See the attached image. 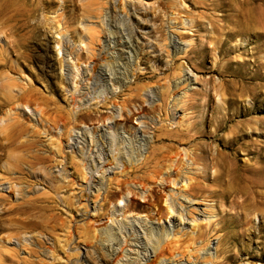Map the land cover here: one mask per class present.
<instances>
[{"label": "rangeland", "instance_id": "rangeland-1", "mask_svg": "<svg viewBox=\"0 0 264 264\" xmlns=\"http://www.w3.org/2000/svg\"><path fill=\"white\" fill-rule=\"evenodd\" d=\"M7 1L0 0V65H6L0 68V97L10 92L1 71L13 64L19 70L9 73L19 84L13 92L23 93L24 101L0 111V126L9 120L3 114L16 110L29 125L24 136L35 141L33 150L51 158L33 168L23 163L28 178L12 170L0 180V223L23 190L51 207L36 214L41 228H20L11 239L0 232V264H264V31L233 25L241 0H105L99 16L86 13V0H23L15 13ZM253 2L264 8V0ZM120 37L138 40L139 52L120 54ZM174 41L182 45L178 55L166 50ZM186 72L192 85L179 84ZM106 75L123 81L106 84ZM69 111L74 113L67 121ZM163 122L179 134L187 128L194 133L164 146L187 159L181 176L173 167L166 170L177 183L157 180L149 190L129 177L128 189L116 184L113 177L125 178L119 171L140 163L151 145H163L155 136ZM32 130L39 134L30 137ZM139 134L153 143L141 144ZM188 148L202 157L191 161ZM219 153L237 167L242 190L218 171ZM194 169L201 172L185 201L182 184L189 180L183 173ZM22 175L23 182L12 180ZM119 190L120 200H104ZM168 241L176 242L173 252Z\"/></svg>", "mask_w": 264, "mask_h": 264}, {"label": "bare ground", "instance_id": "bare-ground-1", "mask_svg": "<svg viewBox=\"0 0 264 264\" xmlns=\"http://www.w3.org/2000/svg\"><path fill=\"white\" fill-rule=\"evenodd\" d=\"M87 1V4H86V13L88 15H91V14H94V15H98L99 16V13H101V11L104 9L103 6L104 4H106L104 1L105 0H98V5H96L95 8L92 9V5H95L93 4V0H86ZM97 3V2H96ZM240 3L244 4L243 7H240L239 9H237V13L235 14V20L233 21V25L235 24V26H238L240 29L242 30H245V31H254L257 30V29H261L264 31V8H261V7H257L255 6L253 3V0H241ZM261 3V2H260ZM177 4V3H176ZM23 5V0H8L7 1V8L9 9V11H12L13 13L15 12H18L21 10V7ZM172 5V4H171ZM170 5V6H171ZM175 6V5H174ZM173 6V7H174ZM177 6V5H176ZM172 7V8H173ZM179 7V6H178ZM174 9V8H173ZM177 9V8H176ZM180 9V8H179ZM181 10V9H180ZM180 10H177L180 12ZM175 11V12H177ZM174 12V11H173ZM11 13V12H10ZM9 14V13H8ZM19 14V13H17ZM179 14V13H178ZM103 16V15H102ZM190 21H192V19H190ZM224 26V25H223ZM231 26V25H230ZM97 27V26H96ZM90 28V27H89ZM88 30L90 31L89 33H92L94 34V31L96 32V30L94 28V31L91 29ZM101 28V27H100ZM237 30V29H236ZM226 31V30H225ZM233 31V30H232ZM117 32V31H116ZM258 32V31H257ZM133 33V32H132ZM181 33V32H180ZM248 33V32H247ZM252 33V32H251ZM93 34H91V39L93 38ZM127 34V32H126ZM253 34V33H252ZM130 35V34H129ZM128 35V36H129ZM227 35V34H226ZM127 36V37H128ZM183 36V35H182ZM90 38V37H89ZM124 38V37H123ZM174 38V37H173ZM89 39V40H91ZM227 39V38H226ZM228 40V39H227ZM92 41V40H91ZM95 41V40H94ZM93 41V42H94ZM107 41V40H106ZM109 41V40H108ZM138 40L134 39V37L128 41L127 39H121L120 38H117V41L115 42V45L119 46L120 48H116V50L119 51L120 54H126L127 56H129L131 53L136 54L137 51L139 52V45L137 42ZM110 42V41H109ZM90 44V42H88ZM87 43V44H88ZM108 43V42H107ZM112 43V42H111ZM169 44V43H168ZM105 45V44H104ZM91 46V48L94 46L93 45H89ZM88 45H86V47H89ZM106 46H108L106 44ZM114 46V45H113ZM181 42H178V41H174L172 42L171 44L168 45V47L166 48V50L170 51L172 50L171 52L175 53L178 55L179 52H181L182 50V47H181ZM166 47V46H165ZM194 47V46H193ZM90 48V49H91ZM109 50H111L109 48ZM115 50V48H114ZM165 50V51H166ZM186 48H184L183 51H185ZM93 51V49H92ZM107 51V50H106ZM105 51V52H106ZM117 51V52H118ZM86 52V51H85ZM95 52V51H94ZM116 52V51H115ZM91 53L93 55V52H91L90 50L87 52V57L90 58L91 57ZM118 53V54H119ZM2 54V53H1ZM96 54V53H95ZM94 54V56H96ZM117 54V53H116ZM117 54V55H118ZM182 54V53H181ZM184 54V52H183ZM107 55H109L107 53ZM125 55V56H126ZM124 56V57H125ZM131 56V55H130ZM108 57V56H107ZM174 57V56H173ZM181 57V55H180ZM93 59V57H91ZM113 58V57H112ZM123 58V57H122ZM126 59V58H125ZM135 59V58H134ZM137 59H138V56H137ZM110 60V57L109 59ZM112 60V59H111ZM116 60V59H114ZM2 60H0V63H1ZM113 61V60H112ZM117 61V60H116ZM124 61V60H123ZM4 62V61H3ZM118 62V61H117ZM126 62V61H125ZM136 62V61H135ZM113 64L116 63L115 61L112 62ZM127 63V62H126ZM130 63V62H129ZM11 64V63H10ZM128 64V63H127ZM126 64V65H127ZM131 64V63H130ZM125 64H123L124 66ZM5 67L6 65L4 64H1L0 65V68L1 67ZM120 66V65H119ZM106 67V66H105ZM117 67V65L115 66ZM106 69V68H105ZM104 70V69H103ZM19 72L18 70V67L16 66H13L10 65L8 66V69L7 71L6 70H2L1 73H4V76L6 77V85H7V88L9 89L10 92H6L4 93V95H6L5 97L1 98L0 97V111L3 110V108L5 106H9V105H18L20 106L19 104L21 102H23V93L21 92H16L14 93L13 92V89L15 87H19V84L18 82L16 81V77L14 76H11V74H9L10 72ZM102 71V70H101ZM116 71V70H115ZM141 71V70H140ZM104 72V71H103ZM108 72V71H107ZM111 72V71H110ZM108 72V73H110ZM116 73V72H115ZM118 73V72H117ZM16 74V73H15ZM122 74V73H121ZM125 74V73H124ZM180 73H177L176 75L178 76ZM182 75V74H181ZM143 76V75H142ZM153 76V75H152ZM155 76V75H154ZM176 76V77H177ZM180 76V75H179ZM3 77V76H2ZM1 77V78H2ZM139 77V76H138ZM143 78V77H142ZM178 78V77H177ZM4 79V78H3ZM149 79V78H148ZM2 80V79H1ZM104 80L107 84L108 80H111L113 81L114 83H121V79L120 77H114L112 79H109L108 75H106L104 77ZM178 81V80H177ZM179 84L180 85H185L187 86L188 84H191L193 83V80L191 77H189L188 73H184V75H182V77L180 76L179 77ZM178 83V82H177ZM112 84V83H111ZM2 85V84H1ZM6 87H4L5 89ZM21 88V87H20ZM143 88V86H137L136 87V92H139L141 89ZM19 89V88H18ZM16 90V89H15ZM144 90V89H143ZM145 90L146 87H145ZM162 90V89H161ZM8 91V90H6ZM132 91V90H131ZM149 91V90H148ZM155 91V90H154ZM166 91V88L163 89L162 92L165 93ZM5 92V90H4ZM134 92V91H133ZM149 92H152V91H149ZM3 93V92H2ZM169 93V92H168ZM136 94V93H135ZM134 94V95H135ZM142 94V93H141ZM152 94V93H151ZM163 94V93H162ZM224 94V93H223ZM137 95V94H136ZM2 96V95H1ZM143 96V95H142ZM131 98V96H129ZM127 97V98H129ZM133 97V96H132ZM135 97V96H134ZM133 97V98H134ZM126 98V99H127ZM146 99L147 100H153V97L151 95H149V93L147 94L146 96ZM145 99V100H146ZM125 100V99H124ZM128 100V99H127ZM130 100H133V99H130ZM137 100V98H136ZM146 100V101H147ZM130 102V101H129ZM153 102V101H152ZM117 103V101H116ZM120 106L122 108H124L126 106V103L124 101H122L120 103ZM144 105H142V107H140L143 111ZM105 107V106H104ZM130 107V106H129ZM153 107V106H152ZM150 107V108H152ZM159 107H161V104H159ZM174 108H177V105L176 103L174 104L173 106ZM14 108V107H12ZM85 108V107H84ZM87 108V107H86ZM91 109V107H89ZM149 108V109H150ZM125 109H128L125 107ZM140 109V110H141ZM154 109V108H153ZM152 109V111H154ZM97 110V108H96ZM4 111V110H3ZM93 112V111H92ZM92 112H89L92 114ZM127 112V111H126ZM129 112V111H128ZM128 112L126 113L125 115V119H129L128 116H131V115H128ZM160 112V111H159ZM19 112H13L11 113L9 111V113L6 111L3 115L4 116H8V122H6L3 126H0V180H8L9 178L7 177V174L12 171V170H16L20 173H25V176H27L28 178V175H29V171H25L23 168V163H26L28 165H30L32 168L37 165V163H45L47 162L51 156L49 155H45V154H42V153H39L37 152L38 149H36L37 151L33 150L34 148V145H35V141L33 139H30L29 137H25L24 135L25 132L27 133L28 131V127L29 125L26 124L25 122H23V120L20 118ZM74 113V112H73ZM73 113L72 111L70 112H67V121H69L70 117L73 116ZM84 113V112H83ZM82 113V115H83ZM134 113V112H133ZM137 113H140V112H137ZM80 114L77 113V115ZM103 114V113H102ZM130 114V113H129ZM168 114V112H167ZM21 115V114H20ZM76 115V116H77ZM86 116V115H85ZM89 116V115H88ZM141 116V115H140ZM139 116V117H140ZM5 117V118H6ZM75 117V116H74ZM79 117V116H78ZM94 117V116H93ZM123 117V116H122ZM1 118V116H0ZM90 118V117H89ZM88 118V119H89ZM101 117H97V119H100ZM75 119V118H74ZM87 119V118H86ZM87 119V120H88ZM2 120V118L0 119ZM77 121V119H76ZM80 121V120H79ZM99 121V120H98ZM130 121V120H129ZM142 121H144V119H142ZM146 121V120H145ZM164 121V120H163ZM102 122V121H101ZM75 123V122H74ZM141 123V121H140ZM65 124V123H64ZM101 124V123H100ZM143 124V123H142ZM146 125V124H145ZM65 126H68V125H65ZM147 126V125H146ZM145 126V127H146ZM157 126V125H156ZM155 126V127H156ZM147 129V128H146ZM146 129H145V132H146ZM46 130V129H45ZM187 131L184 133V132H181V134H179L180 132H177L175 130H173L172 128H168V124L166 123H161L160 125H158L156 127V133H155V136H156V141L157 142H162L163 145H151V150L149 151V154L148 155H142L143 158L141 160V162L139 160H137L138 162L140 163H137V162H132L130 160V162L132 163H135L132 164L134 166H132L133 168H131V166H129V169L132 171L131 173H129V169L128 171L126 170V168H124L122 171H119L121 173H123L125 175V178L121 179V178H118V177H113L116 179V184H123L125 187H127V189L129 188V186L127 185L129 183V185L133 182H131V180H135V182H138V184H140L142 187H146L147 189L150 190V188L152 190H154V186H152V184H155L157 180H164L166 181V183L168 184L167 180L170 182H172L173 184L175 183V181L177 180L178 177L176 176H181L180 175V172L182 171L181 168L182 166L185 164V161L187 160H183V157H181V150L180 149H176L174 151H172L171 149H164V146L167 145V146H171V145H175L176 143L178 142H181L182 140L181 139H184V138H189L191 136L194 135V133L192 134L190 131L191 129L187 128L186 129ZM47 131V130H46ZM37 132V130H32V132H30V137L33 136V134ZM45 132V131H44ZM86 133V132H85ZM196 133V132H195ZM37 135L39 134V132L36 133ZM36 135V136H37ZM87 136V134L85 135ZM105 136V135H104ZM154 136V135H153ZM181 136V137H180ZM134 137V136H133ZM132 137V138H133ZM138 140L141 141L143 144L144 143H148V142H152L153 143V139L151 136L149 135H146V134H139L138 136ZM136 137V138H137ZM124 138V137H123ZM152 139V140H151ZM190 139V138H189ZM195 139V138H194ZM130 140V139H129ZM196 140V139H195ZM131 141V140H130ZM134 141V140H133ZM133 141H131L133 143ZM165 141L168 142V144H165ZM131 143V144H132ZM136 142L134 141V144ZM140 144V142H138ZM161 143V144H162ZM182 143V142H181ZM38 146V144H36ZM138 146V145H137ZM136 147V146H135ZM140 147V146H139ZM196 148V147H195ZM196 150V149H195ZM190 152V149H184L185 151V155H187L186 157H188L191 161H196L197 159H199L200 157H202V155H200L198 152ZM58 152L60 153V150H58ZM191 153V154H190ZM224 154V156H227L225 153H219V156H220V159L221 161L217 160L216 161V165L218 166V171L220 172V174H222V176L224 175V177H227L228 179V184L231 186L232 184L233 185H236V187L238 186V191L242 190L241 188H239L240 186V173L237 171V167L234 166V164L228 160L226 157H222V155ZM260 154V153H259ZM184 155V156H185ZM141 158V157H140ZM139 159V158H138ZM185 159V158H184ZM198 161V160H197ZM261 161V160H260ZM129 162V163H130ZM137 163V164H136ZM190 163V162H189ZM187 163V164H189ZM192 163V162H191ZM259 163V162H258ZM194 164V163H192ZM190 164V165H192ZM25 165V164H24ZM125 165V164H124ZM199 165V164H198ZM197 165V166H198ZM206 165V164H205ZM127 167V165H125ZM124 166V167H125ZM189 166V165H188ZM194 166V165H193ZM214 166V165H213ZM262 167V165H260ZM28 167V166H27ZM173 167L174 170H177L176 172V176L175 174L172 172V171H166L168 170V168H171ZM201 167V166H200ZM244 167V166H242ZM248 167V166H247ZM29 168V167H28ZM196 168V167H194ZM239 168V167H238ZM190 170V168H188ZM191 169H193L191 167ZM199 168H197L196 170L198 171ZM202 169V167H201ZM201 169H200V172H201ZM172 170V169H171ZM186 170H187V167H186ZM184 171L183 174H186V179H188L189 181H186L184 183V185L182 184V189L184 187L187 188V193L186 194H181L184 196V200L186 201V197H189V194L188 192H193L194 189V183L197 181V176L200 175L199 173L200 172H195L196 170L194 169L193 170V174L190 173V171ZM217 170V168L215 169V171ZM245 171H247L246 169H244ZM259 170V169H258ZM165 171V172H163ZM208 171V170H207ZM256 171V170H255ZM33 172V171H32ZM125 172V173H124ZM139 172V173H137ZM256 173V172H255ZM33 174V173H32ZM86 174V173H85ZM205 174V173H204ZM216 174V173H215ZM218 174V173H217ZM254 174V173H253ZM260 174V173H259ZM21 175V174H20ZM256 175V174H255ZM85 176V175H84ZM116 176V175H115ZM121 177V174L119 175ZM262 176V175H260ZM49 177V176H48ZM129 177L131 178L130 182H129ZM209 177V176H208ZM24 178V175L22 176H14L12 178V180H21L22 179V182ZM26 178V177H25ZM112 179V177H110ZM185 178V177H184ZM221 178V177H220ZM11 179V178H10ZM51 179V178H50ZM109 179V187L112 185H110V180ZM215 179V178H214ZM28 180V179H27ZM52 180V179H51ZM184 180V179H183ZM219 180V179H218ZM261 180V179H260ZM54 181V180H53ZM51 181V182H53ZM178 181V180H177ZM176 181V183H177ZM211 181V180H210ZM220 181V180H219ZM227 181V180H226ZM244 181V180H243ZM12 182V181H11ZM20 182V181H19ZM18 182V183H19ZM25 182V181H24ZM28 182V181H27ZM17 183V182H16ZM55 183V182H54ZM157 183H160L157 182ZM166 183H164L166 185ZM22 184V183H21ZM20 184V185H21ZM179 184V182H178ZM19 185V184H17ZM55 185V184H54ZM53 185V187H54ZM158 185V184H157ZM163 185V184H161ZM243 185V184H242ZM22 186V185H21ZM19 186V188L21 187ZM107 186V185H106ZM121 186V185H120ZM122 186V187H124ZM228 186V185H227ZM246 186H248L246 184ZM52 187V185H51ZM110 187V188H111ZM114 187V186H113ZM160 187V185L158 186ZM234 187V186H233ZM232 187V188H233ZM56 188V187H55ZM59 188V187H58ZM109 188V189H110ZM115 188V187H114ZM118 188V187H117ZM121 188V187H120ZM161 188V187H160ZM166 188V187H165ZM178 188H181V187H178ZM243 188V187H242ZM2 189H5V187H3ZM23 189V188H22ZM113 189V188H112ZM111 189V190H112ZM131 189H134L131 187ZM230 189V188H229ZM100 190V189H99ZM98 190V191H99ZM181 191V189H178ZM186 190V189H185ZM236 190V189H235ZM101 191V190H100ZM99 191V192H100ZM133 193L135 196L137 194V192L135 190H132ZM131 191V192H132ZM157 191V190H156ZM183 191V190H182ZM226 191V190H225ZM237 191V190H236ZM96 194V195H100L102 196L101 194ZM111 192V191H110ZM117 192V191H116ZM23 193L24 195H22L21 197V200L20 201H16V202H12L10 203L9 202V206L6 207L5 209V212L7 213V215H9L8 217H6V221H4L3 223H0V232H6L7 233V236L9 237V239H11L10 237H13L18 234V231L20 228H31V229H37V228H41V225H39L36 221V218H37V212L40 210V208H43L44 206L46 207H51L47 204H42L41 202H39L38 200V197L36 194H33V195H25V190H23ZM101 193V192H100ZM121 190H119L117 193H113V194H110L107 193L104 197V200L107 198H109L111 201H114V202H117L118 199L120 198V195H121ZM149 195L151 197H158L159 196V193L156 192L155 195L153 192H149ZM199 193V192H198ZM223 193V192H221ZM241 193V192H240ZM200 194V193H199ZM21 195V194H20ZM95 195V194H94ZM95 195V196H96ZM172 195V194H171ZM123 196V195H121ZM170 196V195H169ZM174 196V195H173ZM204 196V195H203ZM209 196V195H208ZM171 197V196H170ZM197 197V196H196ZM195 197V199H196ZM4 198L5 196L0 192V203H2L4 201ZM47 197H45L44 199H46ZM97 198H99L97 196ZM96 198V199H97ZM191 198V197H189ZM43 199V200H44ZM50 199V198H49ZM173 200L176 199V198H172ZM192 199V198H191ZM109 200V201H110ZM120 200V199H119ZM42 201V200H40ZM95 201V200H94ZM103 201V200H102ZM177 201V200H176ZM179 201V200H178ZM45 202V201H44ZM104 202V201H103ZM106 202V201H105ZM187 202H190V201H187ZM178 203V202H177ZM180 203V202H179ZM192 203V202H191ZM103 204V203H102ZM101 204V205H102ZM181 204H183L181 202ZM189 204V203H188ZM132 205L131 202L129 201L127 204H126V209L128 210H131L132 209ZM135 205V204H134ZM175 205V204H174ZM87 206V205H86ZM180 206V205H179ZM183 207V206H182ZM5 208V207H4ZM3 208V209H4ZM186 208V207H185ZM134 209V208H133ZM103 210V209H102ZM188 211V210H187ZM209 211V210H208ZM212 211V209H211ZM131 212V211H130ZM190 212V211H189ZM2 213V212H1ZM37 214V215H36ZM211 214V213H210ZM99 216V215H98ZM101 216V214H100ZM3 221V220H2ZM28 223H30V225H27ZM198 225V224H196ZM43 229V228H42ZM172 230V229H171ZM170 232V230H169ZM20 234V233H19ZM18 234V235H19ZM17 235V236H18ZM96 235V234H95ZM93 236V235H92ZM20 238V236H19ZM21 240V238H20ZM131 244V243H130ZM166 248H168L169 250H174L177 248L176 246V242H173V241H168L166 244ZM138 246V245H137ZM31 251L33 252H36L37 251V248L33 247V248H30ZM160 250V249H159ZM173 252V251H172ZM171 252V253H172ZM184 252V251H183ZM190 256V255H189Z\"/></svg>", "mask_w": 264, "mask_h": 264}]
</instances>
